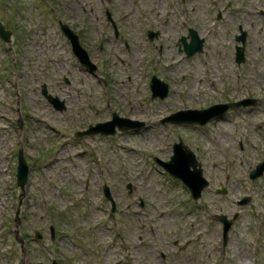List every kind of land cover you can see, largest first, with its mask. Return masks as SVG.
<instances>
[{"label": "rangeland", "instance_id": "1", "mask_svg": "<svg viewBox=\"0 0 264 264\" xmlns=\"http://www.w3.org/2000/svg\"><path fill=\"white\" fill-rule=\"evenodd\" d=\"M81 1L0 0V264H264V173L250 177L264 161V0ZM191 30L203 49L188 56ZM247 99L206 125L163 121ZM114 113L145 125L92 131ZM180 141L209 182L197 199L159 162ZM221 214L238 216L226 244Z\"/></svg>", "mask_w": 264, "mask_h": 264}, {"label": "water", "instance_id": "2", "mask_svg": "<svg viewBox=\"0 0 264 264\" xmlns=\"http://www.w3.org/2000/svg\"><path fill=\"white\" fill-rule=\"evenodd\" d=\"M61 27L63 29V31L65 32V34L67 35V37L69 38L70 42L72 43V47H73V51L74 53L78 56L80 63L86 68L88 69L91 73L95 72L97 70V66L94 62L91 61L90 56L88 51L86 50V48L82 45L81 41H80V37L78 35V33L71 29L67 24L60 22ZM0 35L2 36V38L6 41V42H11V36H12V32L9 30H6L4 25L0 22ZM153 32L150 31V36L153 38ZM190 35L192 36V41L190 43L186 42V38H183V41L185 42V50L188 54V56L194 54L195 52L198 51H202L203 49V39H200L197 35V33L193 30H191ZM246 32L242 31V34L237 35L236 39L237 41L241 42L242 45H237L236 46V61L238 63H242L245 61L246 56H245V42H246ZM157 83H159V85H161V88L159 90V88L157 87ZM155 84V85H154ZM151 88L153 91V97H161V98H165L166 96H168L169 94V86L162 80H160L159 78H157L156 76L153 77L152 82H151ZM43 93L44 95H46V97L48 98V100L53 103V105L57 108V109H64L65 108V102L62 100H60L58 97L53 96L52 94L48 93V90L46 88V85L43 86ZM256 100H251V99H247V100H241V101H237V102H230V103H226V104H216L213 105L209 108L206 109H202V110H197V109H188V110H183V111H178L175 114H172L171 116L165 118L163 121L164 122H169V121H173L174 119L179 117V121H183V122H187V123H198L201 125H205L207 124L210 120H212L215 117H219L224 115L226 112H228V109L230 108H238L240 106H250L253 103H255ZM251 103V104H248ZM219 107V110H218ZM200 113L202 114V116L199 117H188V116H184L183 114L186 113ZM175 117V118H174ZM183 117V118H180ZM116 118V119H115ZM128 120L129 122L132 123H137V127H141L144 126V122H138V121H133L131 119L128 118H123L118 116L116 113L113 114V120L111 121H107V122H102V123H98L96 126L92 127V131L94 132H102L104 134H115L117 131V127L119 128V126H117V122L119 120ZM175 121V120H174ZM176 123V122H174ZM111 127L109 129H105L104 127L101 128V126H105V125H110ZM123 126H125L124 128H119L120 130H127L128 127H130V124H124ZM104 129V130H103ZM86 132H80V134H84ZM175 146H180L181 149H185L187 151H189L190 156L192 158V161L194 163L193 168L196 170L197 173V177L199 179V184H197V186H195V188H192V192L194 194V198H199L202 194V191L204 190V188H206L209 185L208 180L204 177L203 175V170L200 167V163L198 162V160L196 159V156L194 154V152L188 148V146H186L182 141H180L179 143H176ZM19 157H20V161H19V165H18V185L21 188H24L25 185L28 182V176H29V168H28V164L27 161L23 155V152L20 151L19 153ZM176 157V156H172ZM171 158V159H172ZM171 161V160H170ZM170 161L165 162V164L170 163ZM159 162H163L160 161ZM167 170H169L173 175L180 177L184 180L185 183H187L189 185L190 180H192V177H188L189 175L187 174V176L181 171L179 172L178 170H176V173L174 171H172L169 167L167 168ZM255 171V172H254ZM251 174L252 178H256L261 176L264 173V161L259 163L257 165V168L254 170ZM188 181V182H187ZM107 193H108V188L105 186ZM108 197L110 198V194L108 193ZM249 201V198H244L240 204L242 203H247ZM237 218V216L234 217V219L229 220L227 218L226 215L221 214L220 215V219L224 222L225 227H224V236L225 239L227 240V232L228 229H230V227L232 226L234 220ZM53 233H52V238H54V227L52 228ZM37 237L41 238L42 234L37 233ZM17 238L19 240V242H21L22 246L24 244V241L22 239V237H19L17 235ZM53 264H57L56 260L54 261Z\"/></svg>", "mask_w": 264, "mask_h": 264}, {"label": "bare ground", "instance_id": "3", "mask_svg": "<svg viewBox=\"0 0 264 264\" xmlns=\"http://www.w3.org/2000/svg\"><path fill=\"white\" fill-rule=\"evenodd\" d=\"M80 2H84V1L77 0V3H80ZM82 5H84V4H82ZM200 9L202 11V7ZM216 51H217V49H216ZM122 83H124V81ZM135 86L137 87L138 85H135ZM157 87L160 90L161 85H159V83H157ZM218 110H219V107H218ZM183 115L184 116H188V117H193V118L194 117H199L200 118L202 116V114H200V113H194V112L186 113V114H183ZM124 124H130L131 125L130 127H128V129H137V126H136L137 123L129 122L126 119L125 120L124 119L123 120H119L117 122V126H119V128L120 127L121 128H124L125 127V126H123ZM102 127H104L105 129H109L111 127V124L110 125L101 126V128ZM173 156H176V157H173L172 158V156H171V158H172V159H170L171 161L170 160H167V161H170V163L165 164V162H167V161L164 160L163 162H161V165L164 166L166 169L169 167L175 173H176V170H178L179 172L182 171L186 176L188 174L189 175L188 177H192V180L189 181L191 183H189V185L186 183L190 187V189L192 190V188H195V186H197V184H199V179L197 177L196 170L193 168L194 163L192 161V158L190 156L189 151H187L185 149H181L180 146H178V147L177 146H174V154H173ZM60 161L62 162L63 160L58 158V159H56L55 162H60ZM241 262H243V259H241Z\"/></svg>", "mask_w": 264, "mask_h": 264}]
</instances>
